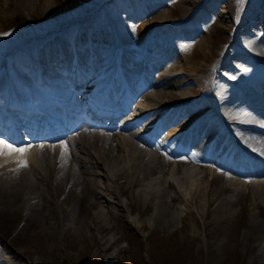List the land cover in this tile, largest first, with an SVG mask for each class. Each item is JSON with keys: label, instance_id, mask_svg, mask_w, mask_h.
Returning <instances> with one entry per match:
<instances>
[{"label": "bare ground", "instance_id": "6f19581e", "mask_svg": "<svg viewBox=\"0 0 264 264\" xmlns=\"http://www.w3.org/2000/svg\"><path fill=\"white\" fill-rule=\"evenodd\" d=\"M43 1L0 0V21L6 17L5 11L18 15ZM171 1L180 3L185 22L194 15L193 11L190 14L187 11L196 1ZM117 5L135 10L143 8L145 11L149 8L148 0H117ZM200 7L198 5L195 11ZM154 9L150 6L148 10L152 12L145 15L146 23H141V28L161 29L169 23L167 14L160 16ZM263 15L264 9L258 7V10L245 14L240 22L233 14L218 9L213 16L216 17L214 22L225 26V33L231 35V31L247 32L252 26L258 29L254 22L260 20L263 23ZM118 25L119 31L132 28L123 22ZM70 28V39L75 43L91 41L89 46L98 40L94 34H88L86 27H80L79 31L78 27ZM155 37L170 44L171 38L176 36L175 32L163 29ZM183 38L177 35L179 41ZM105 39L113 40L112 43L116 41L114 37L105 36ZM203 44L202 48L208 50V42ZM152 45L159 48L162 42L160 45L157 41L152 42ZM164 46L172 48L171 45ZM59 49L60 45H46L29 54L27 62L22 63L26 65L25 76L8 77L0 70V120L3 109L7 110L6 103H9L20 117H8L7 122L25 125L28 131L39 129L43 137L47 126L54 133L49 138L51 144L28 147L30 150L22 157L20 154L0 156V264H65L66 259H71L74 252L81 246L84 248L89 241L103 246V251L107 252L122 238L116 234L124 223L123 219L133 227L160 226L172 230L179 220L192 218L197 226L202 224L207 230L235 218L237 209L223 198V193L239 192L245 186L255 188L259 193L258 197L254 196L251 208H246L249 211L259 209L257 213H249L246 246L249 250L256 241L262 244L264 150L261 157L256 155L261 142L264 143L263 99L255 98L261 109H250L245 106L250 96L239 90V94L236 92L234 95L239 103L223 101L221 96L214 94L210 99L214 108L209 114L214 116V123L220 124L222 116L227 124L225 127L219 125V131L217 126H201L199 124L207 116L193 117L186 112L193 104L188 101L190 93L179 94L169 75L163 74L155 81L151 77L146 78L148 72L144 61L127 63L128 69H137L136 79L124 74L122 61L123 58L126 60V53L121 58L120 46L108 51L107 70L83 58L87 66L77 68L78 81L84 78L80 73L88 69L90 76L79 83L77 91L71 88L68 94H63L54 81L65 80L62 76H54L47 65L57 66L59 61L69 64L79 56L74 57L77 54L73 55L71 51L57 53ZM48 52H54L60 59L56 61L49 57V63H42L46 59L41 55ZM242 53L246 62L257 63L259 70H264V43L252 42L242 49ZM134 54L141 59L149 57L142 49ZM2 55L0 53V58ZM82 57H86L85 54ZM175 63L170 68L172 72L179 69ZM37 65L42 66L43 72L38 71ZM200 70L190 71L195 75ZM211 70L214 71L212 66L209 72ZM43 73H47V77L40 78V88H32L30 78H39ZM114 74L121 77L122 85L112 87ZM188 75L185 74L184 80L189 79ZM144 77L147 81L143 87L130 92V87L137 82L140 86ZM222 78L226 77L218 79ZM105 79L107 85L104 84ZM168 81L171 84L163 86ZM257 85L258 90L264 92V76ZM176 97L181 98L179 103L168 106L170 98ZM53 99L55 104H52ZM203 99L207 100L206 97ZM228 104L232 107L224 115L220 109ZM250 106L253 107L252 104ZM97 107H101L100 110H96ZM60 109L65 111L67 118L63 114L58 119L54 118ZM29 113H42L41 118L45 119L47 126H44V121H27ZM108 113L111 118L108 131L86 127V121L98 119L99 122ZM178 140L177 148L170 151L172 143ZM63 144L67 145L66 151L61 147ZM184 150L188 155L182 159L193 165H182L185 161L179 158ZM20 159L26 160L27 167L16 163ZM210 174L227 181L213 189L206 180ZM128 210L130 214L137 212L139 217L129 219L125 214ZM256 229L257 234L254 235ZM111 255L109 259L113 264L115 257Z\"/></svg>", "mask_w": 264, "mask_h": 264}, {"label": "rangeland", "instance_id": "374dc122", "mask_svg": "<svg viewBox=\"0 0 264 264\" xmlns=\"http://www.w3.org/2000/svg\"><path fill=\"white\" fill-rule=\"evenodd\" d=\"M194 1H196L195 5L193 3L187 11L188 14L193 11L194 15L185 22V15L181 10L180 3L175 4L171 0H148L147 7L153 6L154 11H158L160 16L168 15L170 21L164 24L163 28L160 27L161 29L159 27L151 29L140 27L141 23H146L144 22L147 19H144L145 15L152 12L148 10L149 8L145 11L143 8L135 10L118 6L117 0H44L37 7L18 15L10 13L11 11H5L6 17L0 21V53L3 54L0 58V70L8 77L25 76L26 65L22 63L27 62L29 54L46 45H60L57 53L71 51L73 55L77 54L75 56H79L80 60L85 54L88 60L96 62L99 68L105 70L109 65L110 54L108 51L110 49L120 46L122 50L118 49V51L123 53H121V58L126 53V60L123 58L122 61L125 67L127 63H135L140 60L139 55L134 53L142 49L145 55H151V58L155 57L154 62L148 64L145 69L148 72L146 78L151 77V80L155 81L163 74L169 75L168 77L172 78L170 80L172 85L178 87L179 94L185 91L190 93L188 101L193 104L188 107L186 112L193 117L205 114L207 119L199 125L217 126L219 131L221 127H219V122L215 121L214 123V116L209 114L210 110L214 108L210 100L211 96L216 94L221 96L223 101L239 103L240 101L234 95L240 91L247 94L248 97L250 96V101L245 105L250 109H260L259 102L257 103L255 98L264 100V92H260L257 85L259 79L264 76V70L261 72L257 63L246 62L242 53V49L248 47L252 42L264 43V22L262 23L260 20L254 22L257 23L258 29L252 26L247 32L245 30L242 32H240L241 30L231 31V35H228L225 33V26L214 22L216 17L213 15L218 9L223 13L233 14L235 20L240 22L245 14L258 10V7L264 9V0ZM198 5L201 7L195 11ZM49 6L51 10L48 9ZM210 19L213 21H209ZM262 21H264V15ZM119 22L130 25L132 28L119 31ZM71 26L78 27V31L80 27H86L85 30L89 32L88 34L90 36L94 34L99 41L97 40L89 46L88 43L91 41L73 42L70 39ZM163 29L175 32L176 37L171 38L170 44L167 43L168 41L163 43L159 37H155ZM178 34L182 38L185 36L183 40L177 39ZM105 36L114 37L116 41L114 43L111 42L113 40L107 41ZM35 39H39V41H35ZM156 41L159 45L162 42L159 48L152 45V42ZM206 41L209 45L207 51L202 48ZM164 45H171L172 48ZM41 56L46 59L42 63H49V57L56 61L60 59L54 52L53 54L48 52ZM174 62H177L175 64L179 65V69L172 72L170 68ZM47 66L53 71L56 69L52 64ZM211 66L214 71L209 72ZM195 68H201V70L195 75L191 74L190 70ZM125 71L132 78H137V74H135L137 69L127 68ZM82 73L86 75L89 70ZM185 74H189L188 80L187 78L184 80ZM221 76L226 78L218 79ZM146 78L144 77L140 86L137 84L130 90L141 89L147 81ZM30 79L36 83L35 78ZM105 81L107 80L105 79ZM170 81L163 86H169ZM203 97H206L207 100H204ZM179 100L181 98H170L168 106L178 104ZM231 107L232 104H228L220 110L224 115H227ZM175 116L171 118L175 119ZM221 121L222 125L224 121ZM47 143L51 144V142ZM263 147L264 143L261 142L257 157H261ZM180 160L182 159L180 158ZM182 165L193 164L185 161ZM206 180L213 189L227 181L221 176L213 177L211 174ZM257 192L255 188L245 186L239 192L232 190V192L223 193V198L235 205L237 214L230 222L211 226L207 230H204L202 224L197 226L192 218L179 220L177 226L172 230L160 226L150 228L147 226L144 229L133 227L128 224L127 219H123L124 223L121 224L118 234H116L122 238L109 251L104 252L103 246L99 247L97 243L95 245L94 241H89L84 248L81 246L78 251L74 252L71 259H66L65 264H111L110 262L113 261L109 259L111 254L116 258H114L113 264H264V241L262 244L260 241H256L254 247L248 250L245 239L246 233L249 232V213L259 211V209L249 211L246 208H251L254 196H259ZM125 214L129 219L139 217L137 212L130 214L129 210ZM253 234H257V229Z\"/></svg>", "mask_w": 264, "mask_h": 264}, {"label": "snow or ice", "instance_id": "6c2138e0", "mask_svg": "<svg viewBox=\"0 0 264 264\" xmlns=\"http://www.w3.org/2000/svg\"><path fill=\"white\" fill-rule=\"evenodd\" d=\"M61 147L66 151L67 145L63 144ZM30 150L28 147H16L13 144L7 143L4 140H0V156H12L14 154H20L21 157ZM16 163L20 167H27V162L24 159L17 160Z\"/></svg>", "mask_w": 264, "mask_h": 264}]
</instances>
